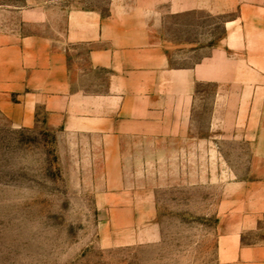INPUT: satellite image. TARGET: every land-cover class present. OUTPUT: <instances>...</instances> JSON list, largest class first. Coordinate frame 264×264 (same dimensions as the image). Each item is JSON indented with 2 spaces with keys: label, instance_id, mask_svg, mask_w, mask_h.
I'll use <instances>...</instances> for the list:
<instances>
[{
  "label": "crops",
  "instance_id": "obj_1",
  "mask_svg": "<svg viewBox=\"0 0 264 264\" xmlns=\"http://www.w3.org/2000/svg\"><path fill=\"white\" fill-rule=\"evenodd\" d=\"M0 122L55 131L125 238L157 190L220 186L219 264H264V0H0ZM236 140L250 164L230 184Z\"/></svg>",
  "mask_w": 264,
  "mask_h": 264
},
{
  "label": "rangeland",
  "instance_id": "obj_2",
  "mask_svg": "<svg viewBox=\"0 0 264 264\" xmlns=\"http://www.w3.org/2000/svg\"><path fill=\"white\" fill-rule=\"evenodd\" d=\"M201 89L197 121L206 132L214 91ZM220 147L230 184L247 177L249 147L237 140ZM79 168L47 126L13 129L0 122V264H219L220 186L157 190V220L136 222V233L146 236L133 240L104 220L99 183Z\"/></svg>",
  "mask_w": 264,
  "mask_h": 264
}]
</instances>
